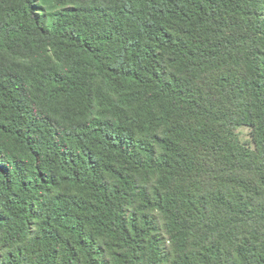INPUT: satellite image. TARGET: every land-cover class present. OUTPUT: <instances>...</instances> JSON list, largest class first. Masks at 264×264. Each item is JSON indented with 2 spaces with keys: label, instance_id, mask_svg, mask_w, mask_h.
I'll return each mask as SVG.
<instances>
[{
  "label": "trees",
  "instance_id": "1",
  "mask_svg": "<svg viewBox=\"0 0 264 264\" xmlns=\"http://www.w3.org/2000/svg\"><path fill=\"white\" fill-rule=\"evenodd\" d=\"M0 264H264V0H0Z\"/></svg>",
  "mask_w": 264,
  "mask_h": 264
},
{
  "label": "rangeland",
  "instance_id": "2",
  "mask_svg": "<svg viewBox=\"0 0 264 264\" xmlns=\"http://www.w3.org/2000/svg\"><path fill=\"white\" fill-rule=\"evenodd\" d=\"M238 132L241 134L242 140L248 139L249 130L247 128H239Z\"/></svg>",
  "mask_w": 264,
  "mask_h": 264
}]
</instances>
